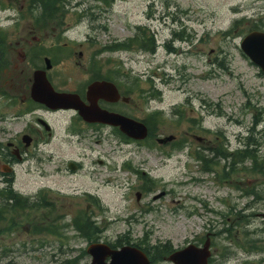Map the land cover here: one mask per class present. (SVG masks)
Listing matches in <instances>:
<instances>
[{
	"label": "rangeland",
	"instance_id": "374dc122",
	"mask_svg": "<svg viewBox=\"0 0 264 264\" xmlns=\"http://www.w3.org/2000/svg\"><path fill=\"white\" fill-rule=\"evenodd\" d=\"M30 3L0 0V31L12 35L37 28ZM64 11L61 43H73L84 51L78 45L93 36L96 46L89 45L90 54L104 45L128 41L137 27L150 30L157 47L154 54L134 45L129 51L106 52L98 59L122 70L126 82L136 80L143 90L152 85L160 91L158 99L139 100L134 94L139 106L125 112L139 120L161 112L166 120L159 124L158 137L174 135L179 141L185 139L187 146L174 153L170 146L149 148L127 142L113 128L88 130L86 139L69 138L65 133L68 115L42 114L54 129L53 140L42 149L48 164L39 172L26 162L19 169L16 190L33 198L40 190L53 189L49 194L55 206L52 212L45 210L43 226L54 225L60 236L36 233L27 219H14V229L6 231L8 215L0 223V264H90L91 257L83 251L93 242L84 239L72 223L89 202L92 220L101 232L97 241L117 247L122 240L121 246H138L154 257L152 264H170L154 254L162 252V244L171 242L176 250L191 243L202 246L208 234L214 264H264V177L239 167V172L222 182L217 174L223 162L208 174L193 157L197 151L211 157L208 150L216 138L220 146L226 137L231 152L235 151L247 135L252 136L250 149L264 157V75L240 51L247 33L256 25L264 28L260 21L264 20V0H114L111 7L102 1L65 0ZM243 17L246 21L234 28ZM53 29L58 32L59 23ZM181 30L192 42L175 40L174 32ZM51 43V37L44 41L45 46ZM61 65L51 73L57 76L63 70L68 90L86 81L74 62L65 59ZM19 90L25 92L23 84ZM11 103L0 98L3 143L19 137L26 124L25 120L10 122L14 112L22 109L19 102ZM176 110L184 114V120ZM175 116L183 121L181 125ZM70 160L80 162L83 172L65 171ZM136 171L155 181L153 190H143L142 175ZM86 192L99 200L101 209H92ZM41 215L36 217L37 225Z\"/></svg>",
	"mask_w": 264,
	"mask_h": 264
},
{
	"label": "water",
	"instance_id": "95a60500",
	"mask_svg": "<svg viewBox=\"0 0 264 264\" xmlns=\"http://www.w3.org/2000/svg\"><path fill=\"white\" fill-rule=\"evenodd\" d=\"M243 51L251 58V60L260 66L264 71V35L253 33L245 38L242 43ZM47 68L50 63L47 61ZM35 78V85L32 97L53 109L59 108H75L89 122H101L120 126L121 130L129 137L136 140L145 139L148 135L147 128L140 123L124 118L120 115L110 114L101 111L97 105L85 107L77 97L56 94L46 80L44 72H38ZM110 97L111 101H117L119 94L116 87L111 83L96 84L92 87V99L94 103L103 96ZM168 138L163 141H171ZM210 241L208 240L204 249H198L190 246L182 251L174 253L168 260L175 264H208ZM89 253L93 256L92 264H108L107 258H111L109 264H149L146 256L139 250L131 247H124L121 251H112L105 245H93L89 249Z\"/></svg>",
	"mask_w": 264,
	"mask_h": 264
},
{
	"label": "flooded vegetation",
	"instance_id": "af4514ba",
	"mask_svg": "<svg viewBox=\"0 0 264 264\" xmlns=\"http://www.w3.org/2000/svg\"><path fill=\"white\" fill-rule=\"evenodd\" d=\"M33 33H35V31L31 30V31H28V33H26V34H22L19 36L14 35L15 37L18 36L15 39L6 38V41L10 45L9 46L10 52L8 54H3V53L0 54V62H2V60H1L2 58L6 59V57H7L12 61L15 68H18L20 66V63L21 64L23 63L24 64L23 69H26L30 65H33L32 60L36 59L37 60L36 62L39 65V67H42L41 66L42 56L40 54H38L37 56H33L32 52H31V48H33V44H34L33 42H35V37H33ZM0 36H1V34H0ZM1 42H3V40L0 38V43ZM54 46H55V44H54ZM65 46H67V45H65ZM20 47H22V48H21V51H18V56H19V58H21V62H18L14 59V57H12V50H14V48H20ZM24 50H26V52H27L26 54L23 53ZM77 56H80L81 59L84 58L83 52H77L74 48L71 52V55H70L72 62L74 61V58ZM60 59H62L61 55H60ZM3 63L6 65L7 62L4 60ZM13 65H11V67H13ZM76 65L79 66V62H76ZM87 69H88V67L84 66V70H87ZM24 73H25V70H22L20 72V74H24ZM49 77H50L51 81L53 82V84H55L58 89L65 90L61 86V74L60 73L57 76L50 75ZM27 81H28V83L31 84V78L30 77L27 79ZM77 93L79 94V92H77ZM12 95H14V94H12ZM22 95H24L23 91L19 93V96H20L21 101L24 103L26 101V99H25V97H22ZM101 104L105 108L106 107L108 108L109 106H111L110 104H107L103 101H101ZM33 106H34V110L29 112L28 114L36 115V116L34 119H31L27 122V124L25 125V130H24V133H26L28 136H30L32 138V145L27 148L23 144L22 138H20L19 140L15 141V142H8V143H6V146L0 148V181L6 185V188H10V189L12 188L13 190H14V186L18 182L17 167L24 162V160H25V158H27V156H28V158L31 157V158L35 159L34 168L39 170V172H42L44 170L45 164L47 162V160L45 158H43V155L45 154V152L42 149L44 148L45 145H47V143H50L51 138H52V134L47 131V128H45V126L43 124V121H44L43 118L37 117V116H39V115H37V112L48 113V114L70 112V111H66V110H61L58 112H52L43 106H35V105H33ZM75 118H77V117L75 116ZM80 122L81 121H79L77 123V125H79ZM73 126H76V124L74 125V123L71 122L70 127H73ZM97 127L103 128L102 125H95L94 128H97ZM69 131H71V130H69ZM45 134H47V136H48L47 141H45ZM71 163L72 162L68 163V169H69V167H70L69 165ZM76 166H77V172L82 169V166L80 164L76 163ZM2 170L11 171V172L8 174V173L2 172ZM10 185H11V187H10Z\"/></svg>",
	"mask_w": 264,
	"mask_h": 264
},
{
	"label": "trees",
	"instance_id": "16d2710c",
	"mask_svg": "<svg viewBox=\"0 0 264 264\" xmlns=\"http://www.w3.org/2000/svg\"><path fill=\"white\" fill-rule=\"evenodd\" d=\"M40 1L43 2L45 12L42 16L38 15L36 17L37 23L42 22L48 18L52 19L53 17L57 16L56 14H59L60 8L58 6V0H38V2H40ZM42 17H44V20ZM147 33L148 32L145 31L143 33L144 38H142V40L144 39V41L147 43H146V45H144V44H141V45L147 49L153 50L154 49L153 40H152V38H150L147 35ZM142 40H140V41H142ZM116 47H117L116 49H122L123 48L122 45H117ZM124 85L127 89L132 90V88H130V86H128L126 83ZM153 133H154V128L151 127V134H153ZM251 144H252L251 138H248L245 148L239 149L233 153H230L228 151V149L225 147L226 145H224V144L217 147L216 149H213V151L217 155L223 156L227 161H230L229 166L231 167V170L228 172L226 170V168L224 169V175H222V178L224 180L229 178V175L231 173L237 172V167L239 168V166H238L239 164H241L240 165V166H242L241 168L244 167L242 169V171H246L247 173L254 174V175H260V176L264 177V157H261L257 153H255L254 151H251L249 148ZM201 159L204 160L205 169L210 170L209 166H210L212 161L206 160L202 156H201ZM248 161H250L251 166L245 167L244 164ZM41 203L46 204V200L41 199ZM75 226L79 229V231L81 232V235L84 238H88L89 240H93L95 238H98L99 235L101 234L100 229L97 226H95V223L90 221V219L87 218L85 216V214H83L82 217L78 221H76ZM171 252H172V246L170 244L164 245L162 247V252L158 251L157 255L159 257H163V256L168 255ZM260 263L263 264L262 262H260ZM244 264H257V263H254L252 261H247Z\"/></svg>",
	"mask_w": 264,
	"mask_h": 264
},
{
	"label": "bare ground",
	"instance_id": "6f19581e",
	"mask_svg": "<svg viewBox=\"0 0 264 264\" xmlns=\"http://www.w3.org/2000/svg\"><path fill=\"white\" fill-rule=\"evenodd\" d=\"M157 96L159 97V94Z\"/></svg>",
	"mask_w": 264,
	"mask_h": 264
}]
</instances>
